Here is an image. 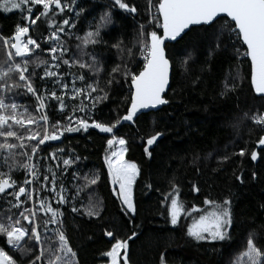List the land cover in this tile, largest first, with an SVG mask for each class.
<instances>
[{
  "label": "trees",
  "instance_id": "1",
  "mask_svg": "<svg viewBox=\"0 0 264 264\" xmlns=\"http://www.w3.org/2000/svg\"><path fill=\"white\" fill-rule=\"evenodd\" d=\"M113 0H78L85 9L81 18L76 21L75 31L68 38L69 47L75 53L76 45L85 33L95 26L100 15L110 8ZM135 6V13L126 12L118 7L112 9L114 23L101 30L102 40L106 43L93 47L88 45L84 50L95 52L104 66L101 75V86L108 79V72L116 65H127L130 71L138 72L143 63L138 60L140 54V25H145L146 31L155 30L148 27L149 0H125ZM155 6L158 0H151ZM21 9L11 11L0 10V37H9L16 25H23ZM73 14H69L71 16ZM223 19L212 26L195 25L190 27L175 42L166 44V53L171 62L170 87L164 98L168 104L157 109L139 111L133 121L122 122L115 131L117 136H123L127 141L126 157L137 164L139 173L133 186V201L135 213L124 214L125 206L116 194V185L111 183L107 174L104 157L108 154L107 140L110 134L100 132L90 127L87 131L65 133L60 140L46 142L39 157L32 163L42 161L45 166H51L58 180L63 183L68 202L59 205L63 216L62 229L70 246L77 252L79 264H104L107 258L102 256L115 241L104 232L112 230L117 238L127 239L133 231L137 236L129 240L128 259L130 264H160L161 254H164L166 264H231V262L246 247L248 233L256 229L260 234L257 243L264 247V148L256 150V142L263 133V126L253 122V114L264 113V97L257 96L250 84V63L241 54L245 46L238 41L235 34L227 31L221 35ZM66 27V31H71ZM48 35L46 26L38 30ZM30 34L35 38L37 32ZM161 34V30H160ZM219 37V40L217 39ZM121 42V50L112 47ZM42 44L44 41H40ZM219 44V47H217ZM237 49L239 52H237ZM131 50V55L129 54ZM41 58H48V53H40ZM190 57L187 63L185 58ZM5 49L0 42V61L4 60ZM87 60L88 57L84 56ZM64 71H68L67 66ZM37 73L42 69L37 68ZM77 71V69H73ZM239 77L234 81L236 90L221 96L224 84H232L230 77ZM227 78V79H226ZM71 76L68 83L71 85ZM40 89L52 88L51 83L34 81ZM130 80L122 75L116 76V82L106 88L109 99L97 105L95 119L100 122L114 121L118 115H124L130 106ZM79 86V82H77ZM59 94V92H58ZM18 104L29 106L33 111L34 98L31 94L14 97ZM11 102V101H7ZM79 103V101H77ZM247 113V117H245ZM50 115L55 119H63L55 112ZM156 132L163 133L154 145L148 146L147 139ZM148 147L151 156L144 151ZM246 149L240 156L239 150ZM57 159L48 154L57 150ZM258 153L257 160L251 159V151ZM234 153H236L234 155ZM71 156L75 163L67 171L62 158ZM228 156L227 161L220 158ZM47 157V159H45ZM17 159H21L17 157ZM3 157L0 156V163ZM0 167V171H6ZM44 174L47 173L41 169ZM256 176L253 178L252 173ZM75 174V175H73ZM18 183L25 179L21 169L14 173ZM50 175V174H49ZM95 184L89 181L96 176ZM241 177L240 180L237 177ZM49 189L51 185L45 181ZM179 188V199L184 203L185 211L181 214L177 225L169 223L167 206L170 200L165 194L172 193V185ZM193 184L200 189L193 191ZM18 190V189H17ZM47 196L46 204L57 206V200L52 199L48 192H42L40 198ZM219 202L225 197L232 199L234 227L230 229L231 237L225 241H195L186 235L187 225L199 213L188 211L196 205L201 211L207 207L203 204L205 198ZM7 197V200H12ZM23 199V196L21 197ZM95 204L99 217L83 214L89 202ZM30 201L20 209L11 208L3 194H0V220L7 215L18 216L23 208H28ZM75 207L80 211L73 212ZM39 208L36 196L33 197L34 211ZM50 216L42 211L37 212V219ZM27 221H22L23 224ZM50 229L57 227L49 225ZM55 247L56 241L46 240L44 248ZM25 249L32 248L30 253L21 255L15 249L9 251L18 264H29L33 256L39 254L40 247L34 241H22ZM0 246H5V238L0 237ZM123 254V250H122ZM48 259L42 258L43 264ZM246 264V260L244 262Z\"/></svg>",
  "mask_w": 264,
  "mask_h": 264
},
{
  "label": "snow or ice",
  "instance_id": "2",
  "mask_svg": "<svg viewBox=\"0 0 264 264\" xmlns=\"http://www.w3.org/2000/svg\"><path fill=\"white\" fill-rule=\"evenodd\" d=\"M149 4L151 5V0ZM116 7L131 13L137 11L135 6L125 0H113L110 8L100 15L95 26L91 27L84 37H77L81 43L76 45L77 51L74 53L69 47L68 38L73 35L76 21L85 11L78 0H0V10L7 12L21 9L26 13L23 15L26 23L16 25L11 36L0 37L6 56L0 61V156L3 157L0 167L7 169L0 171V194H3L11 208L20 209L25 203L33 200L34 194L36 203L39 204L35 211L23 208L18 216L7 215L0 220V237L5 238V246H0V264H18L5 247L9 250L15 249L21 255L30 253L32 248L25 249L22 245L25 239L34 241L35 246L40 247L39 254L33 256L29 264L41 262L46 254L48 259L43 264H79L77 252L70 246L60 220L63 213L59 205L68 202L63 183L58 180L50 165L45 166L42 161L32 163L33 158H38L43 151L42 146H49L46 142L58 141L65 133L87 131L93 127L111 135L107 140L109 154L104 157L107 174L111 183L118 185V191H114L125 206L124 214L136 212L132 186L139 168L135 162L125 159V153L128 151L127 141L123 136H117L114 130L118 131L122 122L133 121L141 109L169 103L162 95L169 84L170 58L166 53V40L176 41L182 38L185 30H190V25L212 27L218 20L223 19L221 35L224 31L234 33L237 40L246 46L241 55L250 59L251 86L255 93L264 97V0H158L157 15H150L146 22L148 27L155 26V30L146 31L145 25L139 26L142 67L136 72L130 71L127 65H124L121 71V65H116L108 72V79L104 81V86H101L104 66L97 58L98 54L88 53L84 47H96L106 43L102 40L101 30L114 23L112 9ZM70 13L73 15L69 16ZM42 25L46 26V36L38 31ZM65 26L71 31H66ZM34 30L37 32L35 38L30 34ZM217 39L219 40V37ZM112 47L121 50V42L118 41ZM45 52L48 53V58H41L40 53ZM129 54L131 55V50ZM84 56L88 59H83ZM188 59L190 57H186L184 63H187ZM62 66H67L68 71H64ZM37 68L42 69V73L38 74ZM117 75L130 80V106L124 115H118L114 121L100 122L94 118L98 111L97 105L109 99V93L105 89L116 82ZM69 76L72 78L71 85L67 82ZM238 77L239 73L230 77L233 83L224 84L221 96L236 90L234 81ZM36 79L45 84L51 83L52 88H38L34 84ZM28 94H31L35 101L33 111H29V106L16 103L14 99ZM53 111L65 122L62 123L61 119L50 115ZM244 115L247 117L248 114ZM251 118L254 123L264 126V113L253 114ZM162 135L161 132L151 135L147 139V145H154ZM257 143L264 146V136H261ZM64 151L57 149L48 155L55 160L57 153ZM144 151L151 156L148 147H145ZM245 152L246 149L241 148L238 154L244 156ZM250 155L253 161L257 160L256 150H252ZM229 158L224 156L220 160L223 162ZM78 159L79 157L73 159L71 156L62 158L65 167L61 174ZM21 169L25 179L18 183L13 174ZM41 169L50 175L44 174ZM252 176L255 178L256 173L253 172ZM98 179L97 175L89 183L95 184ZM237 179L240 180L241 177L238 176ZM45 181L50 183V189L44 184ZM193 191L199 192L200 189L193 184ZM42 192H48L52 199H56L57 206L46 204L48 197L40 198ZM7 197L13 199L7 200ZM165 199L170 200V205L167 206L169 223L177 225L185 211L184 203L179 199L177 185H172V193L165 194ZM203 204L207 207L202 211L196 205L188 209L199 214L187 225L186 235L195 241L230 239V229L235 223L232 199L225 197L217 202L206 197ZM261 207L264 208V205ZM40 211L50 214L42 223L37 219V212ZM72 211L80 210L73 207ZM83 214L90 217L100 216L91 200ZM22 221L29 223L23 224ZM49 225L57 227L50 229ZM104 234L115 241L111 243L110 249L102 253V256L107 258V264H129V240L137 236V232L133 231L127 239L117 238L112 230H106ZM260 238L256 229L250 231L245 249L231 264H244L245 260L246 264H264V247L257 243ZM53 239L56 246L52 247L50 244L48 248H44L45 241ZM160 264H166L163 253Z\"/></svg>",
  "mask_w": 264,
  "mask_h": 264
},
{
  "label": "water",
  "instance_id": "3",
  "mask_svg": "<svg viewBox=\"0 0 264 264\" xmlns=\"http://www.w3.org/2000/svg\"><path fill=\"white\" fill-rule=\"evenodd\" d=\"M192 26H195V25H190L189 26V28L190 27H192ZM186 31H188V30H185V32ZM161 35H162V29H161ZM183 35V34H182ZM179 39V38H178ZM177 39V40H178ZM176 40V41H177ZM171 42H175V41H168V40H166L165 41V44H167V43H171ZM245 48H246V46H245ZM249 60V63H250V59H248ZM171 69H172V66H171V62H170V67H169V84H168V86H166V89H165V93H162V95L164 96V94H166V92L168 91V89H169V87H170V77H171ZM250 84H251V79H250ZM252 87V86H251ZM252 90H253V92L255 93V91H254V89L252 88ZM255 95H257V96H261L260 94H257V93H255ZM262 97V96H261ZM158 107H160V105H157V106H155V107H149V108H147V109H141L140 111H144V110H155V109H157ZM261 136H264V126H263V133H262V135ZM258 142V141H257ZM256 142V150L257 149H262V148H264V146H262V145H259L258 143ZM123 255V254H122ZM130 264V263H129Z\"/></svg>",
  "mask_w": 264,
  "mask_h": 264
},
{
  "label": "built area",
  "instance_id": "4",
  "mask_svg": "<svg viewBox=\"0 0 264 264\" xmlns=\"http://www.w3.org/2000/svg\"><path fill=\"white\" fill-rule=\"evenodd\" d=\"M149 15H151L153 17H155L157 15L156 6L153 3H151V5L149 6ZM138 60L143 63V58H142V54L141 53L138 56Z\"/></svg>",
  "mask_w": 264,
  "mask_h": 264
},
{
  "label": "rangeland",
  "instance_id": "5",
  "mask_svg": "<svg viewBox=\"0 0 264 264\" xmlns=\"http://www.w3.org/2000/svg\"><path fill=\"white\" fill-rule=\"evenodd\" d=\"M141 53V52H140ZM118 147V146H117ZM113 151L115 150V149H112ZM109 154V153H108ZM125 159H127V157H126V153H125ZM127 160H129V159H127ZM137 178V177H136ZM136 180V179H135ZM134 183H135V181H134ZM134 183H133V186H134ZM133 186H132V196H133ZM116 187H117V189H118V185H116ZM134 202V201H133ZM28 208H31V209H33V200L32 201H30V205H29V207ZM34 210V209H33ZM26 223H29L28 221L26 222ZM121 253H122V250H121ZM104 264H107V262L106 263H104Z\"/></svg>",
  "mask_w": 264,
  "mask_h": 264
}]
</instances>
